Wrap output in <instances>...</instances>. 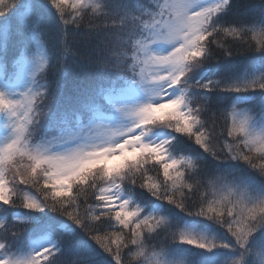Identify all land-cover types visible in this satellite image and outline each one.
Instances as JSON below:
<instances>
[{"label": "snow or ice", "instance_id": "6c2138e0", "mask_svg": "<svg viewBox=\"0 0 264 264\" xmlns=\"http://www.w3.org/2000/svg\"><path fill=\"white\" fill-rule=\"evenodd\" d=\"M130 2L48 0L62 25L60 67H51L65 80L69 99L73 95V75L64 57L70 55L93 65V90L122 75L132 85H158L149 90L156 101L114 105L123 118L131 121L129 126L113 127L98 113L97 122L77 133L53 138L46 145H31L29 126L48 113L54 96L46 95L48 89L43 85L27 89L18 99H9L0 91V113L8 114L11 127V138L0 146V203L59 212L84 231L114 264H173L163 259L164 248L153 246L146 235L163 231L164 219L141 217L138 208L119 199L121 183H138L181 210L192 204L190 215L221 224L237 253L232 264H264V241L258 248L252 243L253 233L264 227V197L250 196L236 185L217 186L211 180L207 184L190 183L196 167L191 159L169 156L167 140H146L153 127L163 126L189 137L215 158L239 160L264 176V129L257 131L250 126L253 117L247 109L237 111L233 106L225 110L216 127L215 118L211 123L201 118L202 106H189L185 88L178 95L168 96L166 91L183 85L186 73L205 56L206 44L215 33L239 41L237 52H264V18L258 24L222 28L213 26V17L229 7L231 0H214L205 6H197L196 0H148L149 7L139 10L130 7ZM256 3L264 10V0ZM36 11L35 3L0 0V21L13 29L17 25L32 28L36 40L32 77L49 67L37 27L41 20L33 19ZM64 26L82 28V39L86 45L91 43L95 57L81 55L66 42L69 34ZM160 42L172 45L171 50L157 52L155 46ZM221 47L225 55L234 54L228 47ZM209 85L219 86L209 81L202 87ZM255 89L264 90V73L225 85L226 91L237 93ZM70 141L78 142L61 151L49 150L54 144ZM153 170L155 176L149 174ZM19 186L35 191L29 194ZM20 230L22 225L9 228L0 223V249L6 250L0 255V264H53L54 250L50 247L17 253L7 246L9 234L16 236ZM170 236L208 251L230 247L187 231L171 232Z\"/></svg>", "mask_w": 264, "mask_h": 264}, {"label": "trees", "instance_id": "16d2710c", "mask_svg": "<svg viewBox=\"0 0 264 264\" xmlns=\"http://www.w3.org/2000/svg\"><path fill=\"white\" fill-rule=\"evenodd\" d=\"M25 2L28 5L33 3L37 5L36 16L33 19L38 17L41 20L37 27L40 39L44 41L43 54L49 63V67L43 73H37L36 77H33V90L43 85L48 89L45 94L54 96L48 113L29 126L31 141L37 142L43 134H55L63 130L68 125V120L79 115L80 122L86 123L95 112H105L107 106L104 95L109 94V88L111 89V86L123 87L129 80L121 75L114 81L112 79L105 81L102 89L93 90V65L80 59L79 56L69 55L64 57L66 66L70 67L73 75V95L69 99L65 80L59 78L58 72H54L51 67L53 64L57 69L60 67L62 25L58 14L48 3V0H25ZM116 2L126 3L128 0H116ZM146 5H149L148 0H131L129 4L130 7L137 8V10L140 6ZM262 18H264V10L256 3V0H231L229 7L213 17L212 24L222 28L238 27L242 24H258ZM64 31L69 34L66 42L70 43L81 55L95 57L91 43L86 45L82 39L84 34L82 28L75 29L72 26H64ZM32 38L31 27L17 25L13 29L7 23L0 21V59L6 60L8 68L5 70V67L0 65L4 72H10V66L15 65L27 54V50L32 46ZM213 40L216 42L213 43ZM221 45L228 47L234 54L225 55ZM240 46L239 41L233 40L231 37H222V33H215L206 44L208 51L205 56L201 57L195 66L190 67L183 78V85L176 86L179 90L186 89L189 106H202L201 118L204 121L211 123L214 118L217 120L216 127L219 126L220 115L225 110H231L233 106L237 111L247 109L253 117L251 123L264 124V90L255 89L241 93L225 90L226 84L264 73V52H237L236 49ZM209 81H216L219 86L202 87ZM89 106H91L90 109L83 112ZM4 115L6 113H0V129L4 124ZM156 133H167L172 136L171 141L167 144L169 156L191 159L196 165L191 171L188 182L207 184L211 180L215 181L217 186L226 183L239 186L253 197H262L264 194V176L243 162L223 157L215 158L196 145L189 137L176 134L166 127L155 126L149 135ZM219 138L218 135L217 141ZM149 174L155 176L156 172L153 170ZM19 188L29 194H33L35 191L25 186H19ZM121 191L129 201L130 207L140 210L141 217L156 210L157 213L154 216L164 219L163 231L158 229L157 232L146 235L153 246L164 248L163 259L165 261L176 258L179 264H223L225 262L223 261L224 257L218 254L212 255L210 259L206 260L203 251L181 245L178 239L171 238V232H178L183 225L194 223L199 228L209 227L218 243H226L228 239L232 240L230 234L221 224L205 217L188 214V211L193 207L192 204H186L185 210H181L175 205L151 195L138 183L133 184L128 181L121 183ZM193 194L195 195V193ZM0 223L9 228L14 224L22 225V230L18 235L9 234L8 236L7 246L14 252L22 251L30 242L48 235L51 240L57 243L53 264H114L111 257L104 253L84 231L66 216L48 208L30 210L18 205L0 203ZM257 230L262 235L253 233L252 243H256L254 247L258 248L259 242L264 241V227ZM5 253V249H0V255Z\"/></svg>", "mask_w": 264, "mask_h": 264}, {"label": "rangeland", "instance_id": "374dc122", "mask_svg": "<svg viewBox=\"0 0 264 264\" xmlns=\"http://www.w3.org/2000/svg\"><path fill=\"white\" fill-rule=\"evenodd\" d=\"M214 2V0H196L197 6H205L207 4H210ZM28 4L27 2H25ZM142 6L139 7V9ZM149 5L143 6V8H148ZM172 45L165 44L163 42L158 43L155 46V50L157 52H160L161 54L166 53L171 50ZM36 52V40L34 39V36L32 38V46L27 50V54L22 57L18 62L15 63V65H11L10 72H4L2 68L0 67V91H3L6 96L9 99H18L20 95L25 92L27 89L34 88L33 85V77L31 76V72L34 69V63H33V57ZM0 65L5 67V70H8L6 60L0 59ZM15 66V67H14ZM23 68V72L21 69ZM159 86L156 84H145V85H132L131 81L129 80L123 87H114L111 86V89L109 88L108 93L105 94V96H110L111 99H105V105L107 108H105V112H95L90 118H88L86 123L80 122V115L74 119L68 120V125L59 132L55 134H43L40 139L37 142H32L31 138L29 139V143L31 145L36 144H48L49 141H51L53 138L57 137H63L66 136L68 133H77L80 131L81 128H87L92 123L97 122L98 120V113L102 114V117L104 119V122L113 126V127H126L129 126L131 121L127 118H123L120 113L116 111V108L114 105H118L121 103L136 105V104H142L148 101L155 102L156 97L152 96L149 92L150 89H157ZM168 96L171 95H178L180 93V90L176 87L174 89H166ZM167 96H165V99ZM91 106H89L87 109H85L83 112H86L90 109ZM74 120V121H73ZM4 124L1 126L0 129V146L7 143L8 140L11 138V127H10V117L8 114L3 116ZM76 122V123H75ZM250 126L254 128L255 130L259 131L261 129H264V124H258L251 123ZM172 136L167 133H156L153 135H149L146 137V140L151 141L153 143L160 142L162 140L171 141ZM78 141H70L66 144H54L50 147V151H61L64 148L68 147L70 144H74ZM167 148V145H166ZM229 185L228 183H226ZM219 186V184H218ZM264 197V194L262 195ZM119 199L124 200L126 199V196L120 191L119 193ZM157 213V211H152L147 216H154ZM262 228V227H261ZM260 229V228H259ZM180 231H187L191 234L199 237L203 236L208 240H213L216 242L215 237L213 236L210 228H199L194 223L192 224H186L183 225ZM262 235L261 232L258 230L255 234ZM227 244L230 245L229 248H223V247H217L212 249L211 251L205 250V249H198L195 246L188 245L185 243H181V245H186L188 247L195 248L196 250H201L204 253V258L206 260L210 259V257L214 254L222 255L224 257L223 261H225L228 264H232V261L237 258L236 251L231 247L232 240L228 239ZM256 244V243H255ZM253 244V246L255 245ZM50 247L54 250V252L57 250V243L51 240V238L48 235L41 236L37 238L36 240L30 242L26 245L22 251H19L17 253H27L29 251H38L41 248ZM175 257V256H174ZM173 262V264H179L177 263L176 258H173L170 260ZM224 262V263H225ZM223 263V264H224Z\"/></svg>", "mask_w": 264, "mask_h": 264}]
</instances>
